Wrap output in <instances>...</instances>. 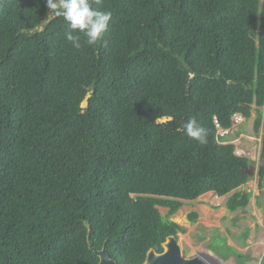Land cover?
Returning a JSON list of instances; mask_svg holds the SVG:
<instances>
[{
    "label": "trees",
    "instance_id": "trees-1",
    "mask_svg": "<svg viewBox=\"0 0 264 264\" xmlns=\"http://www.w3.org/2000/svg\"><path fill=\"white\" fill-rule=\"evenodd\" d=\"M98 10L113 13L108 31L76 50L46 0H0V264H100L88 226L117 264H144L188 233L172 221L184 202L231 195L235 213L254 196L243 188L256 162L219 142L215 118L231 129L256 112L264 161V0ZM191 116L204 145L167 127ZM256 180L263 191L264 164Z\"/></svg>",
    "mask_w": 264,
    "mask_h": 264
},
{
    "label": "rangeland",
    "instance_id": "rangeland-1",
    "mask_svg": "<svg viewBox=\"0 0 264 264\" xmlns=\"http://www.w3.org/2000/svg\"><path fill=\"white\" fill-rule=\"evenodd\" d=\"M264 112V108L262 109ZM257 114L253 112L251 119L236 127L232 142L244 150L247 157L256 162L257 170L262 156V135L257 136L254 131V122ZM241 133L240 137L235 135ZM257 174L244 190L251 191L253 198L245 211L231 213L226 203L231 195L219 198L207 195L195 203L187 202L184 207L172 218V221L186 228V235H179V242L186 257H198L208 264H264V207L262 191L258 187ZM262 196V200L260 197ZM161 215L166 217L168 210L158 207ZM192 212L199 214L197 224L189 222ZM246 229L250 230L249 238L245 242ZM247 247V248H245Z\"/></svg>",
    "mask_w": 264,
    "mask_h": 264
},
{
    "label": "clouds",
    "instance_id": "clouds-1",
    "mask_svg": "<svg viewBox=\"0 0 264 264\" xmlns=\"http://www.w3.org/2000/svg\"><path fill=\"white\" fill-rule=\"evenodd\" d=\"M46 3L52 15L65 20L69 29L65 38L76 50L84 45L95 46L108 31L113 20L111 11L98 10L101 0H46ZM182 128L190 139L200 145L207 143V130L196 116L189 117Z\"/></svg>",
    "mask_w": 264,
    "mask_h": 264
},
{
    "label": "water",
    "instance_id": "water-1",
    "mask_svg": "<svg viewBox=\"0 0 264 264\" xmlns=\"http://www.w3.org/2000/svg\"><path fill=\"white\" fill-rule=\"evenodd\" d=\"M89 98L90 96L87 97V99L82 105V108L85 110L87 114H89L90 112L89 102H88ZM164 119L176 120L178 122H181V120L178 119L177 117H166V118L160 119L158 123L163 125L161 121ZM163 127L164 128L172 127L176 130L177 133H184L183 129L179 131L173 126H167V127L163 126ZM245 171L250 176V178L253 179L257 174V167L252 166V167L247 168ZM262 206L264 207V195H263V205ZM88 228H89V232H88L89 248L100 259V264H117L111 258V255L109 254L107 250L106 244L101 251L95 248L94 243L91 240L90 226H88ZM163 249H164V252L162 254H158L155 250H151L148 253L147 259L144 264H208L198 257H192V258L186 257L182 251L179 239H177L176 237H173V236L169 237L167 242L163 244Z\"/></svg>",
    "mask_w": 264,
    "mask_h": 264
},
{
    "label": "built area",
    "instance_id": "built-area-1",
    "mask_svg": "<svg viewBox=\"0 0 264 264\" xmlns=\"http://www.w3.org/2000/svg\"><path fill=\"white\" fill-rule=\"evenodd\" d=\"M232 121H233L232 128L231 129H224L220 125L218 120L215 118V125H216V129H217V133H218V140L221 144H224V145H227V144L235 145L236 146L235 154L238 157H247V153L244 150H239L238 145L236 143L232 142V140H226L228 137H231L232 135H234V131H235L236 127L244 124L246 122V119L241 114H235L233 116ZM242 137H243V135L240 136L241 139H242Z\"/></svg>",
    "mask_w": 264,
    "mask_h": 264
},
{
    "label": "crops",
    "instance_id": "crops-1",
    "mask_svg": "<svg viewBox=\"0 0 264 264\" xmlns=\"http://www.w3.org/2000/svg\"><path fill=\"white\" fill-rule=\"evenodd\" d=\"M207 195H214L213 193H209V194H207ZM207 195H205V196H207ZM205 196H203V197H205ZM200 200V199H199ZM187 202H184V205L186 204ZM190 203H195V202H189V204Z\"/></svg>",
    "mask_w": 264,
    "mask_h": 264
},
{
    "label": "bare ground",
    "instance_id": "bare-ground-1",
    "mask_svg": "<svg viewBox=\"0 0 264 264\" xmlns=\"http://www.w3.org/2000/svg\"><path fill=\"white\" fill-rule=\"evenodd\" d=\"M264 224V223H263Z\"/></svg>",
    "mask_w": 264,
    "mask_h": 264
}]
</instances>
